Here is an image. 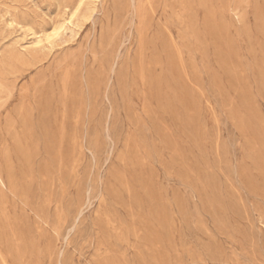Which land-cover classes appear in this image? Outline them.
Here are the masks:
<instances>
[{"label":"rangeland","instance_id":"374dc122","mask_svg":"<svg viewBox=\"0 0 264 264\" xmlns=\"http://www.w3.org/2000/svg\"><path fill=\"white\" fill-rule=\"evenodd\" d=\"M137 1L0 0L10 264H264V0Z\"/></svg>","mask_w":264,"mask_h":264},{"label":"bare ground","instance_id":"6f19581e","mask_svg":"<svg viewBox=\"0 0 264 264\" xmlns=\"http://www.w3.org/2000/svg\"><path fill=\"white\" fill-rule=\"evenodd\" d=\"M85 1V0H83ZM94 0H92V4ZM131 7L133 8V10H135L137 13L141 12L143 10V3L140 4L139 1L137 0H129ZM142 2V0H141ZM150 3V2H149ZM135 13V12H134ZM96 14V13H95ZM136 14V13H135ZM136 16V15H135ZM94 18V17H93ZM93 22V21H92ZM74 25L73 19L71 16H69L68 18H63L61 21L57 22L56 24H54L50 30H46L42 33H35L32 34V38H33V42L36 43L37 45H40L42 43L45 42V40H50V39H59L61 37H63L67 31L70 29L71 26ZM134 27V26H133ZM52 44V43H51ZM51 47V46H50ZM67 61V60H66ZM68 62V61H67ZM113 65H115V62L113 63ZM116 68H114L115 70ZM114 72V71H113ZM3 89H4V85L2 82H0V102H1V95L3 93ZM110 116V115H109ZM85 144V143H84ZM30 167V166H29ZM10 181H13V175L12 173H10ZM7 181L5 180V177L3 176V174L0 172V185L6 187L7 186ZM45 189V188H44ZM106 194V193H105ZM89 200V199H88ZM99 200V199H98ZM83 214V211L79 214L78 217H80ZM81 218V217H80ZM79 218V219H80ZM172 223V222H171ZM16 240V239H15ZM22 245L19 242H14V241H9V242H2L0 240V264H10L9 258L10 256L6 255L3 253V249H7L9 250L11 253L14 254H18V259L19 260H23L25 261V259L23 258V256H21L19 254V250H21ZM62 256V255H61Z\"/></svg>","mask_w":264,"mask_h":264}]
</instances>
